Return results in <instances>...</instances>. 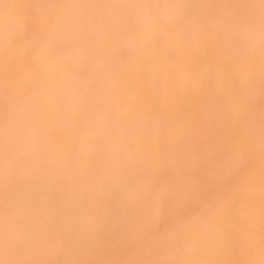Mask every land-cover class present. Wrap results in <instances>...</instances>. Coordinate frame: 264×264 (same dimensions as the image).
<instances>
[{"label": "bare ground", "instance_id": "1", "mask_svg": "<svg viewBox=\"0 0 264 264\" xmlns=\"http://www.w3.org/2000/svg\"><path fill=\"white\" fill-rule=\"evenodd\" d=\"M0 264H264V0H0Z\"/></svg>", "mask_w": 264, "mask_h": 264}]
</instances>
